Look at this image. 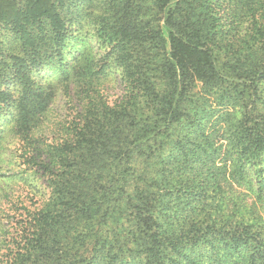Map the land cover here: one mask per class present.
Segmentation results:
<instances>
[{"label": "trees", "instance_id": "1", "mask_svg": "<svg viewBox=\"0 0 264 264\" xmlns=\"http://www.w3.org/2000/svg\"><path fill=\"white\" fill-rule=\"evenodd\" d=\"M80 1L0 0V155L19 137L25 168L14 178L38 175L43 189L0 264H264L263 232L214 218L210 201L227 176L242 180L236 164H261L264 121L231 123L235 152L222 159L206 109L224 88L264 82V0H104L96 36L121 71L125 106L90 101L69 139L35 148L52 97L37 79L57 64L78 85L91 69L83 54L71 60Z\"/></svg>", "mask_w": 264, "mask_h": 264}, {"label": "rangeland", "instance_id": "2", "mask_svg": "<svg viewBox=\"0 0 264 264\" xmlns=\"http://www.w3.org/2000/svg\"><path fill=\"white\" fill-rule=\"evenodd\" d=\"M103 3L106 1L81 0L79 13L73 17L76 20L73 28L81 26L82 37L76 47L71 48V60L78 54H83L88 59V63L92 62L87 65L91 66L86 75L87 82L67 86L65 84L67 77L59 73L61 70L57 64L44 70L49 79H37L38 84L44 88L48 85L46 81L50 82L52 97L46 112L39 116L38 126L32 134V139L38 143L35 148L48 149L51 145L69 139V128L85 116L86 110L82 112V109L84 104L90 101L97 103L102 112L118 110L125 106L126 91L120 77L121 71L119 68L115 70L108 68L110 61L105 55L108 48L99 45L96 36L95 28L99 14H104L105 10ZM67 57L70 59L68 55ZM99 68H103L102 74L98 72ZM228 90L226 88L220 90L215 95V99L210 98L206 105L208 118H211L210 127L215 126L219 131L214 146L219 148L222 159L230 157L235 152L230 151L229 148V142L234 138L231 135L234 126L231 127V123L243 118L241 122L248 126L256 121L259 123L264 121V82L258 87L248 88L244 94L241 92V87L230 88V93ZM7 120L8 118L1 121L2 126L7 124L5 123ZM208 132L210 133V130ZM22 145L23 141L10 133L0 155V254L4 253L2 250L4 238L18 229V222L23 218L25 210L34 209L43 194L38 175L33 176L32 173L27 172L29 179L22 182L19 180L28 178L26 175H18L14 178V174L25 168L18 157L19 152H16ZM260 158L261 164L252 171L249 170L252 168L251 163H246V168H237L236 164L232 174L235 176L237 171H241L242 180L239 176L233 179L227 176L230 186L223 188L222 193H215L217 195L210 201L213 204L211 214L214 218L233 223L241 221L251 229L262 231L264 234V185L259 188V183L264 180V160H262L264 157ZM240 163L243 166L245 161L242 160ZM256 171L262 172V179H257ZM123 264H139V261L133 256H126Z\"/></svg>", "mask_w": 264, "mask_h": 264}]
</instances>
